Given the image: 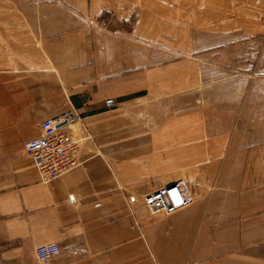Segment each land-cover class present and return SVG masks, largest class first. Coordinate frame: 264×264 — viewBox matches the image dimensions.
Returning <instances> with one entry per match:
<instances>
[{
  "label": "crops",
  "instance_id": "obj_1",
  "mask_svg": "<svg viewBox=\"0 0 264 264\" xmlns=\"http://www.w3.org/2000/svg\"><path fill=\"white\" fill-rule=\"evenodd\" d=\"M71 106L79 162L45 182L23 142ZM177 180L193 201L150 213ZM47 242L46 264H264V0H0V264Z\"/></svg>",
  "mask_w": 264,
  "mask_h": 264
},
{
  "label": "built area",
  "instance_id": "obj_2",
  "mask_svg": "<svg viewBox=\"0 0 264 264\" xmlns=\"http://www.w3.org/2000/svg\"><path fill=\"white\" fill-rule=\"evenodd\" d=\"M79 120L77 109L67 107L42 119L37 134L24 140L23 148L32 158L43 181L60 176L79 162L77 154L85 136L80 137L72 131ZM192 201L193 196L180 180L150 191L143 197L150 213H171ZM58 252L59 246L55 242L41 243L35 248L37 260L45 264Z\"/></svg>",
  "mask_w": 264,
  "mask_h": 264
},
{
  "label": "rangeland",
  "instance_id": "obj_3",
  "mask_svg": "<svg viewBox=\"0 0 264 264\" xmlns=\"http://www.w3.org/2000/svg\"><path fill=\"white\" fill-rule=\"evenodd\" d=\"M153 215H162V214H166V213H152Z\"/></svg>",
  "mask_w": 264,
  "mask_h": 264
}]
</instances>
